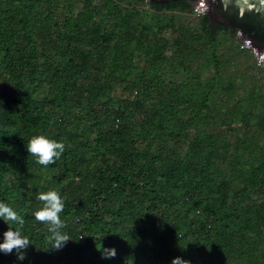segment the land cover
Wrapping results in <instances>:
<instances>
[{"label": "trees", "instance_id": "trees-1", "mask_svg": "<svg viewBox=\"0 0 264 264\" xmlns=\"http://www.w3.org/2000/svg\"><path fill=\"white\" fill-rule=\"evenodd\" d=\"M127 3H89L60 21V0H0V202L31 243L23 260L0 251V264H264V92L217 106L233 86L209 17L198 31L158 20L183 34L167 54ZM179 4L149 2L191 7ZM38 135L64 143L55 164L28 153ZM50 190L72 239L59 250L33 215ZM9 224L0 218V243Z\"/></svg>", "mask_w": 264, "mask_h": 264}, {"label": "rangeland", "instance_id": "rangeland-1", "mask_svg": "<svg viewBox=\"0 0 264 264\" xmlns=\"http://www.w3.org/2000/svg\"><path fill=\"white\" fill-rule=\"evenodd\" d=\"M61 3L58 8V18L60 21H63L66 18V13L70 11L74 16L78 13V11L83 10L86 8V4H93L94 6H99L105 0H60ZM119 3V8H128L129 6L127 3L128 0H115ZM133 2V5L139 6L137 8L140 9L139 18L141 24H151V31L155 37H160L165 40L169 47L167 49V54H171L173 50L177 48L174 41L176 37L183 35L182 33L175 32L171 25H164L163 27H159L156 22L158 20L162 21L163 23H172L175 26H182L184 29L195 28L197 31L200 29V20L201 16H197L194 14L191 7L188 10H172V9H162L160 10V16L157 14L156 9L149 5L148 0H140L139 2H135L134 0H129ZM136 3V4H134ZM68 5V6H67ZM133 7V6H132ZM131 7V8H132ZM71 8V10H67ZM124 10V9H123ZM106 12V10L104 11ZM162 13V15H161ZM96 19H100L101 21H105L108 27L112 28V20L109 18H105V15H96ZM112 19V18H111ZM160 31L158 32V29ZM214 48V52L219 55L221 63V72L222 77L224 78L223 83L225 81H229L232 83V90L231 94H226L224 91L220 94L223 99L216 103L217 106H220L222 109L224 104L226 103V109L231 105L236 104L238 99H243V102L246 101L249 93L252 91L253 88H259L261 91L264 92V67L257 68L254 64V58L252 54L248 50H242L239 48V41L236 36V33L229 30L218 29L216 30V39L212 44ZM209 51H212L210 48ZM173 55V54H172ZM145 61H141L143 65ZM214 72L213 64L208 66L206 70L207 74H211ZM120 90V88H119ZM247 102V101H246ZM223 106V107H222ZM232 123L236 125L238 130L243 129L245 123H238L236 115H233ZM253 123L254 121L258 120L257 117H253L250 119Z\"/></svg>", "mask_w": 264, "mask_h": 264}, {"label": "clouds", "instance_id": "clouds-1", "mask_svg": "<svg viewBox=\"0 0 264 264\" xmlns=\"http://www.w3.org/2000/svg\"><path fill=\"white\" fill-rule=\"evenodd\" d=\"M26 149L30 155L36 157L38 164L47 167L50 164H55L56 160L61 157L65 151V145L63 142L38 135L33 136L29 140ZM29 187L31 186L29 185ZM36 199L43 202V206L35 211L33 215L37 221L49 225L48 232L50 236L48 240L51 248L59 250L69 240H72L67 234L61 232V229L66 226L60 218V213L64 209L63 200L55 190L38 192ZM0 218L7 224H9V221L18 222L21 227L24 224L23 218L18 216L17 212L11 206L3 202H0ZM30 244L28 237L23 236L19 229L13 230V227L10 225L9 229L4 233V242L0 243V251L7 254L15 249L18 254V259L23 260L25 256L22 250L27 249ZM115 255L116 250L114 248L104 249L102 252V258H112ZM172 264H190V262L176 257L172 261Z\"/></svg>", "mask_w": 264, "mask_h": 264}, {"label": "water", "instance_id": "water-1", "mask_svg": "<svg viewBox=\"0 0 264 264\" xmlns=\"http://www.w3.org/2000/svg\"><path fill=\"white\" fill-rule=\"evenodd\" d=\"M198 1L201 0H190L192 6ZM204 3V14L211 25L230 26L235 33L240 30V39L254 47L258 55L264 53V0H204Z\"/></svg>", "mask_w": 264, "mask_h": 264}, {"label": "built area", "instance_id": "built-area-1", "mask_svg": "<svg viewBox=\"0 0 264 264\" xmlns=\"http://www.w3.org/2000/svg\"><path fill=\"white\" fill-rule=\"evenodd\" d=\"M206 8V4L204 3V0L198 1L197 4L192 6V10L195 15L202 16L204 14V10ZM240 30L236 32V36L239 41V48L242 50H248L253 58H254V64L257 68H263L264 67V53L257 54V51L254 47L250 46L249 43L246 40L240 39Z\"/></svg>", "mask_w": 264, "mask_h": 264}, {"label": "flooded vegetation", "instance_id": "flooded-vegetation-1", "mask_svg": "<svg viewBox=\"0 0 264 264\" xmlns=\"http://www.w3.org/2000/svg\"><path fill=\"white\" fill-rule=\"evenodd\" d=\"M148 2L155 3V4H164V5H167V6H169L173 2L178 3V4L181 3V5H184V4H187V3H190L191 4L190 0H167L166 2H152V1L148 0ZM209 23H210V20H209ZM211 26L214 27L217 30L219 29V27H223V30H229L231 32L234 31L232 27H230V26H223V25H221L219 23H216L215 25H211Z\"/></svg>", "mask_w": 264, "mask_h": 264}]
</instances>
